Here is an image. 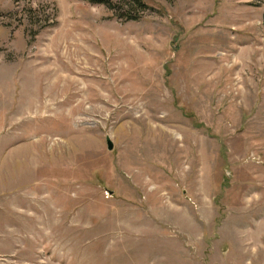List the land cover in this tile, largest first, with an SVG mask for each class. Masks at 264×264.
I'll return each mask as SVG.
<instances>
[{
	"label": "rangeland",
	"instance_id": "rangeland-1",
	"mask_svg": "<svg viewBox=\"0 0 264 264\" xmlns=\"http://www.w3.org/2000/svg\"><path fill=\"white\" fill-rule=\"evenodd\" d=\"M111 1L0 0V264H264V0Z\"/></svg>",
	"mask_w": 264,
	"mask_h": 264
},
{
	"label": "trees",
	"instance_id": "trees-1",
	"mask_svg": "<svg viewBox=\"0 0 264 264\" xmlns=\"http://www.w3.org/2000/svg\"><path fill=\"white\" fill-rule=\"evenodd\" d=\"M90 2H97V3H103L106 6L112 7L114 6V3L111 0H88ZM134 3H136V6L144 10L146 8V4L144 3L143 0H133ZM129 15V13H128ZM130 19H135L137 17H134L133 15H129Z\"/></svg>",
	"mask_w": 264,
	"mask_h": 264
},
{
	"label": "water",
	"instance_id": "water-1",
	"mask_svg": "<svg viewBox=\"0 0 264 264\" xmlns=\"http://www.w3.org/2000/svg\"><path fill=\"white\" fill-rule=\"evenodd\" d=\"M108 147H109V149H111V148H112V144H111V142H110V141L108 142Z\"/></svg>",
	"mask_w": 264,
	"mask_h": 264
}]
</instances>
